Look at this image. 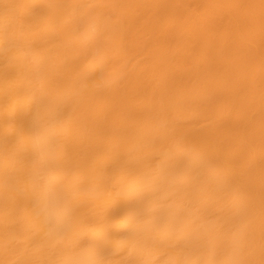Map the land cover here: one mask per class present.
Instances as JSON below:
<instances>
[{"label":"bare ground","instance_id":"6f19581e","mask_svg":"<svg viewBox=\"0 0 264 264\" xmlns=\"http://www.w3.org/2000/svg\"><path fill=\"white\" fill-rule=\"evenodd\" d=\"M0 264H264V0H0Z\"/></svg>","mask_w":264,"mask_h":264}]
</instances>
